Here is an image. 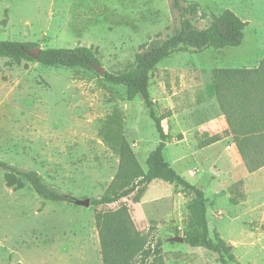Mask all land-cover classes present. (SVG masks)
Instances as JSON below:
<instances>
[{
    "label": "rangeland",
    "instance_id": "1",
    "mask_svg": "<svg viewBox=\"0 0 264 264\" xmlns=\"http://www.w3.org/2000/svg\"><path fill=\"white\" fill-rule=\"evenodd\" d=\"M202 13L230 9L247 23L240 48L178 51L150 74L153 110L169 138L166 160L208 199L211 236L233 247L235 263L264 264V167L249 173L212 96V71L256 68L264 57V0H187ZM210 19L193 17L205 29ZM179 24L171 0H0V41L49 48H92L106 72L127 74L142 44L170 36ZM200 84V85H199ZM217 143L206 146L211 138ZM147 170L160 142L141 98L92 68L17 63L0 57V161L36 172L75 199H99L117 174L123 140ZM147 156V157H146ZM195 198L155 180L139 203L134 195L108 207L53 203L28 183L16 190L0 170V264H103L96 216L126 205L146 241L135 264H222L219 256L183 242ZM234 199L237 205H232ZM162 247L159 246V243ZM160 252V253H159Z\"/></svg>",
    "mask_w": 264,
    "mask_h": 264
},
{
    "label": "trees",
    "instance_id": "2",
    "mask_svg": "<svg viewBox=\"0 0 264 264\" xmlns=\"http://www.w3.org/2000/svg\"><path fill=\"white\" fill-rule=\"evenodd\" d=\"M171 8L179 18V24L172 34L166 38L157 34L154 39L142 44L127 74L106 72L104 75L107 82L126 89L128 102L142 99L150 110V118L155 123L160 142L149 153L145 171L130 143L124 139L116 176L108 190L91 204L95 207H108L132 195L134 202L139 203L153 181L162 180L171 185L175 184L182 188L183 193L195 194V198L187 206L189 218L183 234L184 243L218 255L222 264L235 263L233 247L218 233H215L214 237L211 236L207 219L208 199L204 191L178 174L165 158L164 150L169 136L162 122L167 117L155 114L149 88L150 74L159 63L175 52L240 47L244 41L247 23L230 9L224 10L218 16H207L202 13L199 3L187 0H171ZM198 16L210 19L205 29L199 30L193 25L192 18ZM35 48L38 47L32 44L0 41V57L17 63L22 60L35 61L28 55V52ZM36 62L45 66L65 68H92L91 65L100 64L94 50L87 47L42 49ZM212 84L217 105L226 119L228 132L233 136L247 171L254 173L260 170L264 167V57L256 68L214 69ZM220 140L213 137L206 146ZM0 170L4 172L9 188L20 190L28 183L36 194L46 201L74 204V197L49 187L34 171L18 169L3 161H0ZM230 203L237 205L234 199H231ZM96 223L103 264H135L138 257L145 253L146 241L135 228L126 205L116 211L99 213ZM158 244L162 247L160 242ZM153 264L164 263L158 257L154 259Z\"/></svg>",
    "mask_w": 264,
    "mask_h": 264
},
{
    "label": "water",
    "instance_id": "3",
    "mask_svg": "<svg viewBox=\"0 0 264 264\" xmlns=\"http://www.w3.org/2000/svg\"><path fill=\"white\" fill-rule=\"evenodd\" d=\"M41 50H42L41 48H35V49L29 51L28 55L30 57H32L35 61H37L39 58V54H40ZM91 67H92V69L97 71L102 77H104L106 70L101 64H98V65L93 64V65H91ZM74 204L77 206H82V207L88 208L91 206V200L90 199H85V200L75 199ZM182 240L184 242V239H182Z\"/></svg>",
    "mask_w": 264,
    "mask_h": 264
},
{
    "label": "crops",
    "instance_id": "4",
    "mask_svg": "<svg viewBox=\"0 0 264 264\" xmlns=\"http://www.w3.org/2000/svg\"><path fill=\"white\" fill-rule=\"evenodd\" d=\"M242 46V45H241ZM240 46V47H241ZM240 47H237V48H240ZM236 49V48H235ZM200 85V84H199ZM198 89H199V91H198V96H194V99L195 100H197V98L199 99V101H200V103H205L206 102V100H210L211 98H213L214 99V97H215V94L214 93H212L213 95L212 96H208V98H205V96H207L206 94H204V93H206L205 92V89H204V87L203 86H199L198 87ZM206 99V100H205ZM224 117V116H223ZM147 157V156H146ZM145 171H147V170H145Z\"/></svg>",
    "mask_w": 264,
    "mask_h": 264
}]
</instances>
